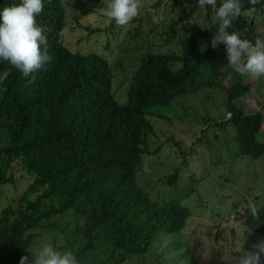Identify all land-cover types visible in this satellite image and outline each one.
<instances>
[{"label": "trees", "instance_id": "trees-1", "mask_svg": "<svg viewBox=\"0 0 264 264\" xmlns=\"http://www.w3.org/2000/svg\"><path fill=\"white\" fill-rule=\"evenodd\" d=\"M19 2L0 0V11ZM221 2L217 0V7ZM240 3L242 14L231 29L253 42L264 39V0ZM43 5L36 19L49 30L45 35L52 62L33 73L35 80L29 82L31 77L0 60V73L10 69L0 82V132L7 137L0 146V163L6 168L10 159H16L31 178L17 201L0 210V264H20L21 256L31 261L32 231L41 224L53 229L49 230L53 246L73 251L80 264L91 252L95 258L106 252L108 260L115 257L111 262L120 264L146 253L157 236L178 233L190 214L182 204L184 187L154 200L137 182L136 172L146 151L147 117H162L160 109L168 108L178 95L200 92L195 81L214 85L224 56L211 45L217 31L212 23L215 9L202 7L203 27L181 38L178 53L145 51L139 56L129 74L126 100L118 103L109 62L97 52L70 51L64 35L58 36L61 30L65 33L61 0H43ZM257 13L263 22L261 32L255 31ZM247 77L239 74L225 88L223 105L229 116L224 124L233 128L234 154L257 159L264 154V135L261 142L256 138L264 106L262 111L245 113L235 103L250 90ZM11 180V174L0 172V186ZM166 181L178 188L175 172ZM258 208L259 219L249 213L242 223L264 240V207ZM57 238L62 242L56 244ZM95 264L105 262L96 258Z\"/></svg>", "mask_w": 264, "mask_h": 264}, {"label": "rangeland", "instance_id": "rangeland-1", "mask_svg": "<svg viewBox=\"0 0 264 264\" xmlns=\"http://www.w3.org/2000/svg\"><path fill=\"white\" fill-rule=\"evenodd\" d=\"M61 2L65 9V46L72 52H97L109 62L113 97L118 103L126 100V87L139 56L145 51L178 53L181 38L202 28L205 22L197 0H140V15L123 27L104 15L109 0H78V3L66 0L65 6ZM255 18V31L261 32L262 18L259 13ZM96 28L100 30L98 33L93 31ZM227 31H235L244 38L240 30ZM200 47L205 49L206 43ZM215 50H221L224 56L212 87L195 81L201 85L200 92L178 95L168 108H159L162 117H147L150 125L147 152L142 153L136 172L137 182L146 187L154 200L158 195L166 199L184 187L182 204L190 214L178 233L157 236L146 253L120 264H231L240 255L236 249L242 243L248 250L262 240L247 230L242 221L251 213L250 200L258 207L264 205V154L251 159L233 152L234 132L229 124H224L229 114L225 113L223 102L225 88L239 74L227 64L225 45L219 43ZM121 78L123 81L118 85ZM247 78L250 90L235 103L245 113L262 111L264 77ZM263 135L264 120L256 135L259 142ZM6 138L0 132V146L6 143ZM4 164L0 163V172L11 174L12 180L0 186V210L14 204L31 180L16 159H10L6 168ZM173 172L178 188L166 181ZM49 230L53 229L41 224L32 231V252L44 242L52 244L53 234ZM60 242V238L55 241ZM96 258L113 264L115 257L108 260V254L101 252ZM96 258L91 252L84 263L95 264Z\"/></svg>", "mask_w": 264, "mask_h": 264}, {"label": "clouds", "instance_id": "clouds-1", "mask_svg": "<svg viewBox=\"0 0 264 264\" xmlns=\"http://www.w3.org/2000/svg\"><path fill=\"white\" fill-rule=\"evenodd\" d=\"M258 0H250L255 5ZM199 7L210 5L215 9L213 24L218 31L214 34L211 45L215 48L223 43L226 48L228 65L238 74L253 79L264 77V39L257 37L255 42L241 38L232 28L233 21L242 14L240 0H222L217 7V0H198ZM43 0H20L4 7L0 11V60L7 61L11 67L19 71L23 77H31L33 73L45 69L53 57L48 51V29L38 25L36 17L43 11ZM140 0H109L104 15L114 20L117 26H127L140 15ZM61 30L58 36L63 37ZM204 49L202 48L201 51ZM10 75V69L0 73V82ZM253 217L259 219V208L254 201L248 202ZM264 207V205H261ZM240 255L231 264H264V240L251 245L245 250L243 243L236 249ZM32 259L21 256L20 264H80L73 251L60 250L51 243L44 242L39 246Z\"/></svg>", "mask_w": 264, "mask_h": 264}]
</instances>
